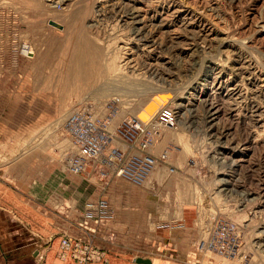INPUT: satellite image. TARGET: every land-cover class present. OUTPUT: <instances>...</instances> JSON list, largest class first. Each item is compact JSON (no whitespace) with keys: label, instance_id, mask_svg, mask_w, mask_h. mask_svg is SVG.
Here are the masks:
<instances>
[{"label":"rangeland","instance_id":"rangeland-1","mask_svg":"<svg viewBox=\"0 0 264 264\" xmlns=\"http://www.w3.org/2000/svg\"><path fill=\"white\" fill-rule=\"evenodd\" d=\"M99 1L0 0V131L12 137L1 172L57 174L64 193L77 179L96 191L86 203L109 200L112 223L121 210L134 222L151 213L159 228L186 224L196 233L187 264H264V0ZM107 101L117 105L113 127L151 123L165 107L177 114L159 130L168 160L143 185L65 169L66 120ZM208 103L220 108L212 121ZM217 235L231 253L201 249Z\"/></svg>","mask_w":264,"mask_h":264},{"label":"crops","instance_id":"crops-1","mask_svg":"<svg viewBox=\"0 0 264 264\" xmlns=\"http://www.w3.org/2000/svg\"><path fill=\"white\" fill-rule=\"evenodd\" d=\"M8 132L3 136L0 131L1 155L8 153L9 142L12 143ZM9 175L0 170V264H83L72 257H60V237L81 232L77 225L79 211L91 196H97L96 191L93 195L86 187L79 189L75 186L77 179L67 177L64 193L60 189L64 183L57 174ZM79 179L83 184V179ZM118 186L115 183V192L120 191ZM117 212V222L104 228L96 239L106 250L108 261L89 264H147L139 262V258L149 259L148 264H187L186 250L196 233L186 224L159 228L150 221V212L147 220L137 214V222L122 217L121 210ZM111 235L113 240H109ZM162 244L167 248L153 252L155 246Z\"/></svg>","mask_w":264,"mask_h":264},{"label":"built area","instance_id":"built-area-1","mask_svg":"<svg viewBox=\"0 0 264 264\" xmlns=\"http://www.w3.org/2000/svg\"><path fill=\"white\" fill-rule=\"evenodd\" d=\"M117 114L115 101L105 102L104 107L87 102L72 111L64 124L72 144V151L64 160L68 172L105 185L116 179L143 185L157 167L168 160L169 150L158 152L157 147L160 128L175 125L177 114L173 108H162L151 123L124 117L113 127ZM113 221L114 211L106 197L86 203L79 211L77 225L81 232L60 237V256L82 263L102 260L106 252L96 244V239ZM113 238L111 235L110 239ZM223 239L224 235L210 237L208 242L203 241L201 249L221 248L231 253L234 244L224 246Z\"/></svg>","mask_w":264,"mask_h":264},{"label":"bare ground","instance_id":"bare-ground-1","mask_svg":"<svg viewBox=\"0 0 264 264\" xmlns=\"http://www.w3.org/2000/svg\"><path fill=\"white\" fill-rule=\"evenodd\" d=\"M65 1H67V0H48V4H49V6L50 7H54V3H60V2H65ZM97 1V3H100V1L99 0H96ZM100 6H101V4H100ZM99 5L97 6V8H99L100 7ZM97 11V10H96ZM130 18V17H129ZM134 20V19H133ZM139 20V19H138ZM54 21H51V23H53ZM134 22H136V21H134ZM133 23V22H132ZM142 24V23H141ZM135 25V24H134ZM139 26V25H138ZM141 28V27H140ZM264 28V27H263ZM135 29V28H134ZM142 29V28H141ZM132 30V29H131ZM138 30H140V29H138ZM262 30V29H261ZM144 31V30H143ZM138 32V31H137ZM142 32V31H141ZM138 37H139V39L138 40H140V41H142L143 43H146L147 42V37H145V36H142L141 37V35H139L138 34ZM141 42V43H142ZM155 42V41H154ZM127 44V43H126ZM129 44V43H128ZM153 45V44H152ZM147 46H148V44H147ZM145 47V46H144ZM152 47V46H151ZM146 48V47H145ZM24 49H25V51L27 52V50H28V48L26 49V47H24ZM149 49V48H148ZM154 50V49H153ZM30 53V52H29ZM28 53V54H29ZM30 54H32V53H30ZM34 54V53H33ZM161 55V54H160ZM130 63V62H129ZM125 65V64H124ZM129 66V65H128ZM135 66V65H134ZM77 74L78 75H80L81 74V71H80V69L78 70V72H77ZM81 77V76H80ZM237 88V87H236ZM233 89V88H232ZM240 95V94H239ZM238 98V97H237ZM198 99V98H197ZM196 99V100H197ZM209 99V98H208ZM215 100V99H214ZM220 100V99H219ZM208 101V100H207ZM227 101V100H226ZM201 102V101H200ZM218 102V101H217ZM216 102V103H217ZM193 103V102H192ZM221 103V102H220ZM191 104V103H190ZM202 105V104H201ZM180 106H182L181 104H180ZM206 107H207V109H208V114H209V117H210V120L212 121V120H214L215 119V116L219 113V111H220V108H218V105H216V104H206ZM222 109V108H221ZM236 109V108H235ZM143 120H145L143 117H141ZM155 172V171H154ZM153 172V173H154ZM152 173V174H153ZM226 175V174H225ZM124 180V179H123ZM222 181H224V183H228L227 182V179H222ZM230 182V181H229ZM224 186H225V184H224ZM226 186H227V184H226ZM264 188V187H263ZM261 189V188H260ZM220 191H223L222 189L220 190ZM262 191V190H261ZM249 195H251V194H249ZM260 196V195H259ZM263 196V195H262ZM261 196V197H262ZM260 197H258V199H259ZM261 199V198H260ZM263 199V198H262ZM260 201V200H259ZM260 237H261V235H260ZM264 238V237H263ZM261 239V238H260ZM260 240H258L257 242H259ZM262 243V242H261ZM264 243V242H263ZM260 245V244H259ZM264 247V246H263Z\"/></svg>","mask_w":264,"mask_h":264},{"label":"water","instance_id":"water-1","mask_svg":"<svg viewBox=\"0 0 264 264\" xmlns=\"http://www.w3.org/2000/svg\"><path fill=\"white\" fill-rule=\"evenodd\" d=\"M53 23H54V22H53ZM53 23H52V24H53ZM138 261H139V262H142V263H147V264L150 263V260H149V259L139 258Z\"/></svg>","mask_w":264,"mask_h":264}]
</instances>
